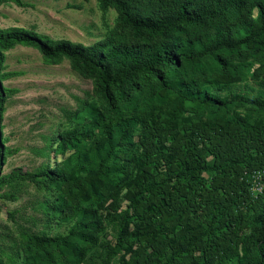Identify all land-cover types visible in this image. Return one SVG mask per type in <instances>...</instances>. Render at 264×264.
<instances>
[{"label": "trees", "instance_id": "16d2710c", "mask_svg": "<svg viewBox=\"0 0 264 264\" xmlns=\"http://www.w3.org/2000/svg\"><path fill=\"white\" fill-rule=\"evenodd\" d=\"M97 2L115 9L118 32L93 44L53 40L21 27L0 29V66L4 51L15 44L32 46L49 60L66 57L97 81L111 115L107 120L93 108L100 137L79 127L62 133L70 148L91 139L76 164L17 176L60 183L64 205L58 210L69 218L78 213L76 193L104 201L123 175H131L117 225L119 244L131 251L123 264H264V191L253 195L248 173L264 167V126L235 114L227 124L197 121L166 129L154 113L135 106L127 115L119 107L134 97L150 104L174 95L177 111L220 112L225 102L205 85L207 72L214 64L218 74L227 75L230 60L243 57L245 49L264 52V0ZM4 93L0 79V171ZM259 97L264 95L253 102L264 105ZM139 123L142 141L135 148ZM133 217L134 229L126 234ZM96 227L91 214L82 215L68 238L32 237L27 252L48 261L57 246L78 263L85 254L77 242L91 243ZM239 243L246 254L235 261L233 245Z\"/></svg>", "mask_w": 264, "mask_h": 264}, {"label": "rangeland", "instance_id": "374dc122", "mask_svg": "<svg viewBox=\"0 0 264 264\" xmlns=\"http://www.w3.org/2000/svg\"><path fill=\"white\" fill-rule=\"evenodd\" d=\"M9 27L89 45L117 35L118 15L113 8H102L97 0L4 1L0 3V29ZM204 60L212 63L210 55H205ZM211 67L205 85L225 102L218 113L177 111L174 95L161 101L154 99L150 104L134 97L129 102H119V107L127 115L135 106L144 114L154 113L166 129L197 121L227 124L235 114L264 126V105L253 102L259 94L264 95V52L245 49L243 57L230 60L227 75L218 74L214 64ZM0 75L6 109L0 171V264H28L32 260L34 264H123L131 251L119 244L117 225L128 204L125 196L132 184L131 175H123L104 201L94 195L81 199L80 193H76L78 213L69 218H62L58 210L60 204L64 205L60 183L58 186L45 176H17L21 172L53 171L63 162L76 164L77 154L89 147L91 139H82L70 148L61 141L65 131L79 127L91 131L95 138L101 136L93 108L107 120L111 115L99 84L76 70L68 58L49 60L38 49L23 44L4 51ZM141 79L146 81L150 77ZM259 98L264 103V97ZM143 127L139 123L134 130L135 148L140 147ZM127 156L123 154L124 158ZM248 173L250 189L256 196L259 193L252 186L253 175L256 173L257 180L264 182V167ZM90 214L97 227L91 243L77 242L85 254L78 263L57 246H53V260H39L27 252L32 237L68 238L77 220ZM135 223L133 217L124 232L130 234ZM245 254L241 243L233 245L235 261Z\"/></svg>", "mask_w": 264, "mask_h": 264}, {"label": "built area", "instance_id": "2783aa9c", "mask_svg": "<svg viewBox=\"0 0 264 264\" xmlns=\"http://www.w3.org/2000/svg\"><path fill=\"white\" fill-rule=\"evenodd\" d=\"M253 188L258 191V193H262L264 191V182L258 181V175L256 173H254L253 175Z\"/></svg>", "mask_w": 264, "mask_h": 264}]
</instances>
